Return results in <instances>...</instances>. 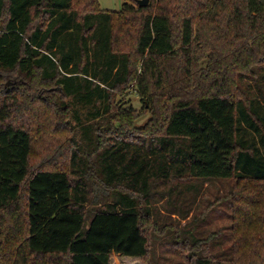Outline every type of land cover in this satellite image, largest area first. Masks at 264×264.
<instances>
[{"label":"trees","instance_id":"obj_1","mask_svg":"<svg viewBox=\"0 0 264 264\" xmlns=\"http://www.w3.org/2000/svg\"><path fill=\"white\" fill-rule=\"evenodd\" d=\"M224 178L230 256L185 227L179 264H264V0H0V264H151L153 189Z\"/></svg>","mask_w":264,"mask_h":264},{"label":"rangeland","instance_id":"obj_2","mask_svg":"<svg viewBox=\"0 0 264 264\" xmlns=\"http://www.w3.org/2000/svg\"><path fill=\"white\" fill-rule=\"evenodd\" d=\"M100 6L104 10H121L124 0H99ZM89 74L92 75L91 72ZM88 77V76H85ZM91 78V77H90ZM77 82L86 83L83 76L78 77ZM126 105L132 106L137 111H143L144 103L135 87L131 85L125 94ZM76 109L75 114L86 118L90 115V111H94L93 105H83L79 103L77 98L69 100ZM99 105V104H98ZM97 105V106H98ZM75 106V107H74ZM96 106V107H97ZM99 107V106H98ZM151 112L145 111L135 122V131L129 135L131 139L142 137L139 134L150 121ZM74 120V119H73ZM114 139V138H112ZM137 140V141H138ZM190 186V184H187ZM194 190H186L191 194L192 206L190 205V213L188 219H184L177 213L174 214L170 207H167L166 200L168 194L161 195L162 187H156L153 192L157 194L156 199L152 203L154 218L159 221L164 227L169 226L168 230L163 234L156 232V238H153L152 262L151 264H179L184 259L177 254L181 246L176 245V242H181L182 238L177 236V233L183 232L185 227H191L189 231H193L197 238L207 239L210 249L214 255L228 257L232 249V230H231V209H230V193L232 190V181L229 178L218 180H200L194 182L192 188ZM191 188V189H192ZM198 195V196H197ZM190 196V195H187ZM100 204H88V209H96ZM189 222L185 226L186 222ZM193 223H191V222ZM195 223H197L195 229ZM197 230V231H196ZM180 235V234H179ZM205 242V243H206ZM155 253V256H154ZM111 264H150L136 257H125L114 255Z\"/></svg>","mask_w":264,"mask_h":264},{"label":"water","instance_id":"obj_3","mask_svg":"<svg viewBox=\"0 0 264 264\" xmlns=\"http://www.w3.org/2000/svg\"><path fill=\"white\" fill-rule=\"evenodd\" d=\"M140 6H147L149 5V0H137Z\"/></svg>","mask_w":264,"mask_h":264}]
</instances>
